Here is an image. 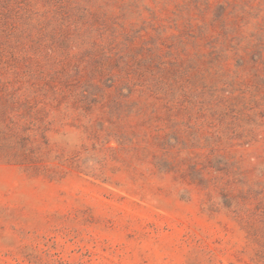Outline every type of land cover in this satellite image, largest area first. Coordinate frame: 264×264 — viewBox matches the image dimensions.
<instances>
[{"label":"rangeland","instance_id":"rangeland-1","mask_svg":"<svg viewBox=\"0 0 264 264\" xmlns=\"http://www.w3.org/2000/svg\"><path fill=\"white\" fill-rule=\"evenodd\" d=\"M0 264H264V0H0Z\"/></svg>","mask_w":264,"mask_h":264}]
</instances>
